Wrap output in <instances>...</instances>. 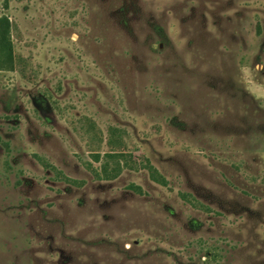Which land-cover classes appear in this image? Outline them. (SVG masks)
Returning <instances> with one entry per match:
<instances>
[{
    "label": "rangeland",
    "instance_id": "obj_1",
    "mask_svg": "<svg viewBox=\"0 0 264 264\" xmlns=\"http://www.w3.org/2000/svg\"><path fill=\"white\" fill-rule=\"evenodd\" d=\"M0 15V264H264V0Z\"/></svg>",
    "mask_w": 264,
    "mask_h": 264
},
{
    "label": "trees",
    "instance_id": "obj_2",
    "mask_svg": "<svg viewBox=\"0 0 264 264\" xmlns=\"http://www.w3.org/2000/svg\"><path fill=\"white\" fill-rule=\"evenodd\" d=\"M11 50L9 21L6 17L0 15V53L10 55Z\"/></svg>",
    "mask_w": 264,
    "mask_h": 264
}]
</instances>
